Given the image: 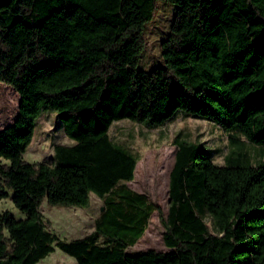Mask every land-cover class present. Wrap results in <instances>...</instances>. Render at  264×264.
<instances>
[{"label":"trees","instance_id":"obj_1","mask_svg":"<svg viewBox=\"0 0 264 264\" xmlns=\"http://www.w3.org/2000/svg\"><path fill=\"white\" fill-rule=\"evenodd\" d=\"M168 1L164 62L144 68L161 0H0V80L20 93L17 117L0 128V202L25 213L0 207V264H35L56 247L78 264H264V0ZM46 110L74 142L56 143L53 162L31 161L24 152ZM179 111L239 130L260 154L219 163L178 133L165 213L127 183L140 155L110 126H157ZM91 191L105 204L95 228L60 237L44 199L85 206ZM155 209L168 248L128 251Z\"/></svg>","mask_w":264,"mask_h":264},{"label":"rangeland","instance_id":"obj_2","mask_svg":"<svg viewBox=\"0 0 264 264\" xmlns=\"http://www.w3.org/2000/svg\"><path fill=\"white\" fill-rule=\"evenodd\" d=\"M176 4L161 0L155 18L147 24V44L143 52L141 66L151 68L164 62L162 55V40L168 35L175 14ZM20 93L9 83L0 80V128L12 123L19 113ZM202 141L213 149V158L223 163L225 155L236 150L246 151L253 160L260 154L259 145L246 139L245 135L236 129H226L212 119L202 116L177 112L170 120L157 126H148L142 122L122 117L114 120L110 126L113 139L128 146L140 155L133 179L127 183L146 192L150 199L160 204L165 213L169 206V179L174 164L177 144L175 136ZM72 143L74 138L67 135L63 129L57 112L46 110L36 121L34 136L29 143L24 156L31 161H54V146L56 143ZM91 204L88 206L71 204H50L46 199L41 210L45 218L51 222L52 229L64 239L83 236L92 231L95 218L104 209V199L91 191ZM2 210H8L16 217L25 213L18 208L10 197H3L0 202ZM164 224L160 219L158 209L149 218L144 233L128 251H138L153 247L167 249L163 231ZM132 234V230H128ZM102 237H100V240ZM35 264H78L75 256L56 247Z\"/></svg>","mask_w":264,"mask_h":264},{"label":"crops","instance_id":"obj_3","mask_svg":"<svg viewBox=\"0 0 264 264\" xmlns=\"http://www.w3.org/2000/svg\"><path fill=\"white\" fill-rule=\"evenodd\" d=\"M135 171H136V168H135ZM89 204H91V196H90V201H89V203H88L87 205H85V206H88ZM97 216H98V215H97ZM97 216H96V217H97ZM95 219H96V218H95ZM94 228H95V226H94ZM94 228H93V229H94ZM93 229H92V230H93Z\"/></svg>","mask_w":264,"mask_h":264}]
</instances>
